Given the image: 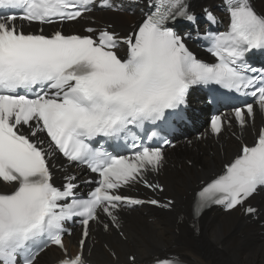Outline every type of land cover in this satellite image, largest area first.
<instances>
[{"label": "snow or ice", "instance_id": "snow-or-ice-1", "mask_svg": "<svg viewBox=\"0 0 264 264\" xmlns=\"http://www.w3.org/2000/svg\"><path fill=\"white\" fill-rule=\"evenodd\" d=\"M97 3L113 7L110 0H0V182L11 186L0 190V264H35L49 244L63 250L59 264H89L84 252L89 222L102 212L119 226L116 210L144 201L118 190L143 180L146 171L158 170L163 161L159 147L136 143V130L167 122L166 114L185 105L193 85L243 91L264 112V73L248 75L256 70L245 60L253 49H264V15L257 14L250 0H225L228 28L210 38L214 63L197 59L168 26L178 18L195 20L187 0H149L154 11L124 36L108 29L86 36L59 30L49 35L43 29L26 33L13 23L76 20ZM254 116L252 104L246 112L235 111L241 128ZM222 123L214 116L211 132L218 135ZM129 136L138 149L131 156L89 143L97 137ZM56 151L98 174L88 198L77 196L75 177H67L62 188L54 185L49 158ZM258 186H264V128L197 193V212L213 203L235 208ZM73 217L81 218L83 233L79 251L71 255L63 243V222ZM156 264L179 262L165 257Z\"/></svg>", "mask_w": 264, "mask_h": 264}, {"label": "bare ground", "instance_id": "bare-ground-1", "mask_svg": "<svg viewBox=\"0 0 264 264\" xmlns=\"http://www.w3.org/2000/svg\"><path fill=\"white\" fill-rule=\"evenodd\" d=\"M212 3H218V0H196L194 8L200 9ZM255 3L264 11V0H255ZM96 17L125 33L130 31V25L136 23L137 19V15L130 17L111 12H100ZM257 127L256 123L253 127L247 126L242 130L240 139L243 140V136L253 138V129ZM220 142L219 145L213 141L208 142V149H203L206 154L203 158L191 153L194 168L179 161L174 165L167 159L168 165L157 179L165 186L162 196L174 200L172 208L122 213L123 228L120 231L125 238L113 229L106 232L99 227L94 229L93 239L88 240L86 245V254L90 252L88 258L95 264H112L115 261L111 254L113 252L119 261L130 263V255H134L136 261L140 262L169 252L177 253L190 264H264V225H260L259 221L249 222V218L244 217L240 210L228 214L212 210L201 219L197 234L188 226L189 206L196 185L210 173L220 172L223 165L238 153L240 142L236 138L227 134L226 139ZM200 146L194 144L196 148ZM182 155V150H179L172 158L178 160ZM4 187L0 183V188ZM178 197H181L180 200H177ZM253 203L260 207V216L264 220V193L256 196ZM78 238L79 234H74L67 239V243L77 244ZM58 257L59 252L51 250L43 254L38 264H50L49 260Z\"/></svg>", "mask_w": 264, "mask_h": 264}, {"label": "rangeland", "instance_id": "rangeland-1", "mask_svg": "<svg viewBox=\"0 0 264 264\" xmlns=\"http://www.w3.org/2000/svg\"><path fill=\"white\" fill-rule=\"evenodd\" d=\"M197 1H198V0H197ZM205 2H208V1H205ZM195 6H196V4H195ZM128 23H129V22H128ZM183 176H184V175H183ZM180 198H181V197H178V199H177V200H180ZM47 257H48V255H47Z\"/></svg>", "mask_w": 264, "mask_h": 264}]
</instances>
